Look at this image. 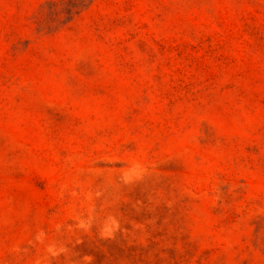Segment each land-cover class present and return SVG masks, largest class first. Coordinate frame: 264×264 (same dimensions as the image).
Segmentation results:
<instances>
[{
  "label": "rangeland",
  "instance_id": "374dc122",
  "mask_svg": "<svg viewBox=\"0 0 264 264\" xmlns=\"http://www.w3.org/2000/svg\"><path fill=\"white\" fill-rule=\"evenodd\" d=\"M0 264H264V0H0Z\"/></svg>",
  "mask_w": 264,
  "mask_h": 264
}]
</instances>
